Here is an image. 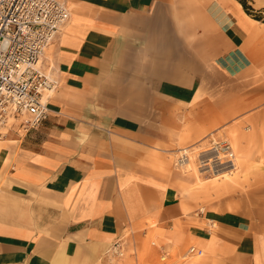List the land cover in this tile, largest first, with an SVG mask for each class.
<instances>
[{"label":"crops","instance_id":"obj_1","mask_svg":"<svg viewBox=\"0 0 264 264\" xmlns=\"http://www.w3.org/2000/svg\"><path fill=\"white\" fill-rule=\"evenodd\" d=\"M63 1L47 118L0 130V264H103L147 234L162 264H264V162L225 192L169 151L234 119L214 137L246 123L264 161V21L237 0Z\"/></svg>","mask_w":264,"mask_h":264},{"label":"built area","instance_id":"obj_2","mask_svg":"<svg viewBox=\"0 0 264 264\" xmlns=\"http://www.w3.org/2000/svg\"><path fill=\"white\" fill-rule=\"evenodd\" d=\"M70 16L63 0H0V130L17 123L27 132L47 118L57 82L43 67L45 54ZM208 138L211 145L201 155L205 175L212 166H233L229 141ZM119 247L116 242L110 250ZM195 250L201 253L194 247L188 253ZM166 255L163 252L161 260Z\"/></svg>","mask_w":264,"mask_h":264},{"label":"rangeland","instance_id":"obj_3","mask_svg":"<svg viewBox=\"0 0 264 264\" xmlns=\"http://www.w3.org/2000/svg\"><path fill=\"white\" fill-rule=\"evenodd\" d=\"M247 3L250 5L251 2H254L255 0H246ZM261 5L262 7L260 9H254V12L261 18L264 19V0H257L256 6ZM251 6V5H250ZM48 54V50H46V54ZM255 110H261L264 112V102L259 104L258 107H256ZM229 122H225L226 124H223L222 127L217 128L216 130H209L208 133L192 144L187 145L185 142H183L181 139L178 138V146H176L174 149L169 150L172 155L173 165L175 169L177 168L178 171H182L187 174H192L196 177V181L199 183L205 182V180H208L209 184H214L218 186V189L225 192H230L232 190L237 189L238 187H243L244 182L246 181V177L248 175H254L259 174L263 170V160L259 163H254L250 161V151L248 150L246 144L251 139L249 132L250 128H248V125L245 123H241L240 126L235 127L233 129H229L230 134L229 143L231 144L234 152H235V158L240 157L242 159V165H240L238 160L237 169H235L234 172H232L230 175L228 172H223L217 176L214 175H205L199 173L195 157L197 153L202 150L203 147L208 146V142L210 139L208 137L212 136V139H216L214 137V133L218 130H221L224 128V126L228 124H232L235 121L240 122V120H228ZM264 121V120H260ZM264 127V125H263ZM248 130H245L247 129ZM241 129V131H240ZM222 139H226L223 138ZM264 146V143H263ZM185 149L189 152L190 155V162L189 165H177L176 164V158L178 156L179 150ZM263 155H264V147H263ZM227 174V175H225ZM220 175H224L223 177H219ZM217 177V178H215ZM152 223V222H150ZM126 245L123 244L119 247V249L115 250L114 252L110 250L105 254L104 262L103 264H162L161 256L162 254L158 252L159 247V241L156 240V238L152 234H147L144 237H138L136 238V242L134 243L132 238L129 239V236H127L125 239ZM122 242H124L122 240ZM152 243L155 245H152ZM100 264V263H99Z\"/></svg>","mask_w":264,"mask_h":264},{"label":"bare ground","instance_id":"obj_4","mask_svg":"<svg viewBox=\"0 0 264 264\" xmlns=\"http://www.w3.org/2000/svg\"><path fill=\"white\" fill-rule=\"evenodd\" d=\"M207 145L208 146L203 147L202 150H200L197 153L196 157H195L196 167H197L199 173H201V174L202 173L205 174V172H208V171H204L203 170L205 167L202 166L203 164L201 163L203 161V160H201V155L203 154V151H205L207 148H209V146L211 145V142L209 141ZM230 146H231V144H230ZM231 148H232V146H231ZM232 151L234 153L233 166L231 164H229L227 166V168H225L223 166L222 167H219V168H215L214 166H212L209 175H214V176H217L218 177V175L221 174V173H223V172H228V174L230 175L232 172L235 171V169H237L238 159L235 158V152H234L233 148H232ZM178 156L180 158H178ZM178 156L176 158V164L177 165H180V166L181 165L182 166L183 165H186V166L189 165L190 155H189V152L187 150H185V149L179 150ZM225 175H227V174H225ZM223 176L224 175H220L219 177H223ZM217 177H215V178H217Z\"/></svg>","mask_w":264,"mask_h":264},{"label":"trees","instance_id":"obj_5","mask_svg":"<svg viewBox=\"0 0 264 264\" xmlns=\"http://www.w3.org/2000/svg\"><path fill=\"white\" fill-rule=\"evenodd\" d=\"M243 7L244 11L249 14L250 16H252L253 18L257 19V20H262L264 21V19H261L256 12H254V9L247 3L246 0H237Z\"/></svg>","mask_w":264,"mask_h":264}]
</instances>
